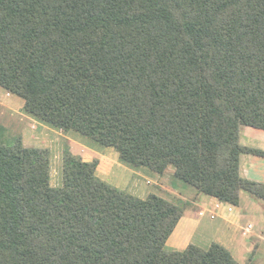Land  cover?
I'll return each instance as SVG.
<instances>
[{
	"label": "trees",
	"instance_id": "trees-1",
	"mask_svg": "<svg viewBox=\"0 0 264 264\" xmlns=\"http://www.w3.org/2000/svg\"><path fill=\"white\" fill-rule=\"evenodd\" d=\"M0 88L33 119L238 207L241 128L264 131V0H0ZM68 154L0 136V264H239L219 244L167 251L183 210Z\"/></svg>",
	"mask_w": 264,
	"mask_h": 264
},
{
	"label": "rangeland",
	"instance_id": "rangeland-1",
	"mask_svg": "<svg viewBox=\"0 0 264 264\" xmlns=\"http://www.w3.org/2000/svg\"><path fill=\"white\" fill-rule=\"evenodd\" d=\"M44 126L53 129L25 113L24 101L21 98L9 95L0 88V136L2 141L7 145H12L16 140H21L26 148L48 147L44 149L50 151L52 187L62 186L63 163L68 154L80 157L82 160L84 156L89 162L96 160L99 162L97 177L113 188L123 192H126L124 189L128 190L131 188V195L141 200H146L150 195L164 198L183 210V217L181 220L197 214L201 216V218H203L202 220L207 224L214 225L218 222L219 215L217 211H219V208L216 207L217 204L214 208H206L198 211L194 188L180 182L175 175L168 172V170L164 175L160 176L147 168H131L120 161L118 153L113 148H104L75 133L59 134V132H52L50 134V132L43 129ZM41 133L43 136H39ZM241 144L249 148L264 151V131L242 127ZM243 164L245 170L264 171V158L258 156L243 155ZM246 164L250 165L246 166ZM169 169L172 171L175 170L174 167H169ZM136 171L139 172L138 174H140L141 177L133 173ZM183 188L187 189L190 194L184 191ZM244 195L245 197H252L249 194L248 196H246V194ZM252 198L254 199V197ZM260 202L264 203L263 201ZM227 205L232 207V210L235 207L230 204ZM240 226H242L243 229L244 224ZM247 230V233L250 234L253 228H248ZM188 234L189 229L185 226V221L183 220L178 230L168 239L166 250H185L188 246L187 244H192L189 242L190 237H188ZM240 236L247 242L249 241L247 238H244L242 232H240ZM253 240H255V238L251 239L249 242L255 244L259 243ZM214 243L216 242L209 236L202 240L201 243H197V245L201 248L208 249ZM240 259L242 260L243 258ZM241 264H243V262H241ZM244 264H264V242H261L257 247L256 253L254 252L251 256H247Z\"/></svg>",
	"mask_w": 264,
	"mask_h": 264
},
{
	"label": "crops",
	"instance_id": "crops-1",
	"mask_svg": "<svg viewBox=\"0 0 264 264\" xmlns=\"http://www.w3.org/2000/svg\"><path fill=\"white\" fill-rule=\"evenodd\" d=\"M43 129H45L47 132H50V134L52 132H59V134H64V132L62 131L53 130L45 126L43 127ZM39 136H43L42 133ZM83 160L85 162H89L85 159L84 156ZM249 165L250 164H246V166ZM168 172L173 173V175H175V170L172 171L168 168ZM241 172L242 175L249 180L264 183V171H252L250 169L245 170L243 164V156L241 158ZM133 173L137 174L136 176L141 177V175L138 174V171ZM131 190V188L128 190L124 189V191L129 194H132ZM183 190L189 193L187 189L183 188ZM195 192V199L197 201L196 206L198 211L204 210L206 208H214L216 204L218 205H216V207L219 208V211H217L219 215L218 222H216V224L214 225L207 224L202 220L203 218H201V216H198L196 214L190 216L187 219L183 218L182 220H180L175 231L178 230L179 226L181 225V222L184 220L185 226L189 229V242H191L193 245L198 246L197 243H201L202 240L211 236V239H213L214 242L228 249L239 264H241V262H243L244 264V261L247 256H251L252 254H254V252L256 253L257 247L261 244V242H264V203H261V200L259 201L256 198L253 199L252 197H245L244 194L248 196L247 193H241L240 205L238 207H234L232 210V207L228 206L227 204L219 202L213 198L200 195L197 193L196 190ZM243 224L244 226L242 229V226L240 225ZM249 226H252L253 228L250 234L247 233V229L249 228ZM240 232H242L244 238H247L249 241L255 238V240L253 241L259 243L255 244L253 242H247L245 239L241 238ZM187 245L189 246L190 244ZM240 258L243 259L241 260Z\"/></svg>",
	"mask_w": 264,
	"mask_h": 264
},
{
	"label": "built area",
	"instance_id": "built-area-1",
	"mask_svg": "<svg viewBox=\"0 0 264 264\" xmlns=\"http://www.w3.org/2000/svg\"><path fill=\"white\" fill-rule=\"evenodd\" d=\"M249 229H252V226H249Z\"/></svg>",
	"mask_w": 264,
	"mask_h": 264
}]
</instances>
